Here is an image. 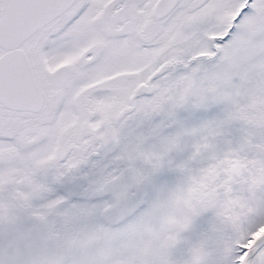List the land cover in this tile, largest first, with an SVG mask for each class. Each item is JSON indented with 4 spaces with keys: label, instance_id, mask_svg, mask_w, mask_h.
<instances>
[{
    "label": "snow or ice",
    "instance_id": "1",
    "mask_svg": "<svg viewBox=\"0 0 264 264\" xmlns=\"http://www.w3.org/2000/svg\"><path fill=\"white\" fill-rule=\"evenodd\" d=\"M0 264H264V0H0Z\"/></svg>",
    "mask_w": 264,
    "mask_h": 264
}]
</instances>
